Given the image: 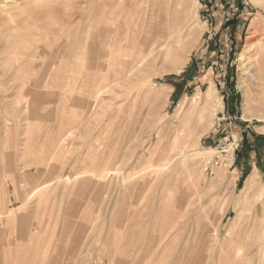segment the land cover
Returning a JSON list of instances; mask_svg holds the SVG:
<instances>
[{"label": "rangeland", "instance_id": "rangeland-1", "mask_svg": "<svg viewBox=\"0 0 264 264\" xmlns=\"http://www.w3.org/2000/svg\"><path fill=\"white\" fill-rule=\"evenodd\" d=\"M174 1L19 0L32 11L16 20L0 11L1 38L28 33L40 18L42 43L54 44L55 36L44 34L60 29L61 20L51 21L62 14L69 23L56 36L60 43L109 28V44L121 54L122 20L131 10L153 18L181 10L177 19L193 22L189 59L179 71L171 70L177 59L159 60L122 82V55L113 53L107 70L93 73L103 90L41 87L39 96L0 76V264H251L264 242V0ZM247 93L256 99L251 119L243 117ZM211 96L205 107L213 126L198 139L187 121ZM79 98L87 103L78 105ZM57 128L70 136L56 142ZM82 236L78 254L73 246Z\"/></svg>", "mask_w": 264, "mask_h": 264}, {"label": "bare ground", "instance_id": "bare-ground-1", "mask_svg": "<svg viewBox=\"0 0 264 264\" xmlns=\"http://www.w3.org/2000/svg\"><path fill=\"white\" fill-rule=\"evenodd\" d=\"M18 1L19 0H14V1L13 0H2V1H0V11L1 12H7L9 14L7 16V18H10L11 20H16L19 17H23V16L28 15L32 10L30 11V8L28 6H25L22 3L23 1L22 2H18ZM175 1L173 3H175ZM34 3L35 2H33V4ZM178 3H180V2H178ZM31 8H33V7H31ZM184 8H186V6ZM180 11L179 10L176 11L175 9L172 10L170 8H166L164 11H162V13H163L162 16H161L162 13H160V16L159 17L153 18V17H149L145 13L141 15V13H142V10L141 9L131 10L130 11L131 12V15L129 17H125L122 20V54H121V52H119V50L117 48H115V46H113V45L111 46L109 44L110 43V37H109V35L112 33L111 32V29H109V28L98 29V31H95V32H92L90 29H87V30H85V32L78 33L76 36H74L73 37V40L71 42H68L67 43V40H61V43H60L59 39H61V37H56V36H59L61 34V30H64L63 27H65V26H63V25L69 23V20H67V18H65L62 14L61 15L58 14L57 16L55 15L56 16V19L51 21L53 24H56L58 20H61V22L63 23V25L61 27L59 26L60 29L54 28V27H51L50 26V28L47 29L48 30L47 33L44 34V36H48L49 34L54 35L55 36L54 37L55 43L54 44H51V45L48 44V43L44 44V42L42 43V41H43V34L41 32H38L40 30L39 27H44V24H43L44 21H42V19L39 18L36 21V23H37L36 26H38V27H36V26L33 27L31 29V31H29L28 33H26L24 35L18 36V37L14 38V39H12L13 36H12V38H10V37L7 38L5 36L6 39L0 37L1 38V40H0V76H6V78L9 79V81H7V82H6V80H4L3 84L5 82L6 83H10V84H7V85H10V86H13V87H17V86L19 87V85H21V87L23 89L24 88L27 89L28 92L35 90L36 91V96H37V94L39 96V92H38L39 89L38 88H41V87H51V88H54V89H55V87H57V88H66V89L68 88L69 90H72V91H75V90H77L78 92L81 91V93H79V94H82V92L85 89H88V90H90V92L96 93V92H99V91L103 90L104 88H106L107 85L106 84H102V85H99L97 88H95L94 87L95 86V83H94L95 81H92V80H94V79H92L93 76H94L93 73H95L94 71H98L99 72V71L107 70L106 67H108L107 65L111 62V58L112 57L110 58V56H112L113 53L116 54V55H118V56H121L122 55L121 56L122 57V78H121L122 79V82H124L125 79L131 78V77L132 78H137L138 76H140L142 74V72H143L144 69H147L148 67H150V65L152 66L153 64H155L159 60H162L163 61V60H168L170 58L171 59L172 58L177 59V61H178L177 67H175V68H173L171 70H177V71H179V70H181L183 68V66H185V64L187 63V61L189 59V52H190V48H191V46H190V44H191L190 43V40H191V35L193 34V22L192 21L190 22V19H188L187 16L186 17H187L188 21H186V22L182 21L183 19L182 20H178L177 19V17L180 14ZM1 12H0V16L2 14ZM3 15H5V14H3ZM193 15H194V13H193ZM139 17H141V18H139ZM10 19L6 20V18H5V20L7 21V23H10L11 22V21L9 22ZM140 19H142V22L140 21ZM0 20H1V17H0ZM174 20H175V22H174ZM3 21H4V18H3ZM133 21H136V23H132ZM16 22H19V21H16ZM4 23H5V21H4ZM172 24H176V26H175L176 28H171V25ZM5 30H7V29H5ZM6 33H7V31H6ZM8 33H10V32H8ZM11 34H12V32L10 33V35ZM48 38L49 37H47L46 39H48ZM67 46L68 47L71 46V48L73 47V49L71 51L70 50H67L66 49ZM46 53L49 54V58L44 62L42 60V57L44 58V54H46ZM247 58L248 57H246V59ZM73 59L78 63V68L77 69H72V67H68L69 63ZM109 59H110V62H109ZM117 59H114V61L117 60ZM112 60H113V58H112ZM117 61H119V60H117ZM120 62H121V60H120ZM242 63H243V59H242ZM257 65L258 64H256V66ZM116 67H115V70L117 69ZM34 70H36V73H34ZM119 71H120V69H119ZM67 72H68V74H67ZM112 72H115L116 73L117 71L112 70ZM32 73H34V76L32 75ZM66 75H68V76H66ZM74 75H76L77 78L72 79ZM47 76H48V79H46ZM52 77H55L57 80H60V81H56L55 83L50 84V80L49 79H52ZM67 77H68V80L66 82L65 80H66ZM107 77H106V80H107ZM106 80L104 79V82ZM46 81H47V83H46ZM87 82H89L90 84L89 83L87 84ZM106 83H108V82H106ZM126 83H128V82H126ZM260 83L262 85L263 82H260ZM48 84H50V85H48ZM263 85H264V83H263ZM13 87H12V89H13ZM84 87H86V88H84ZM93 87L95 88L94 90H93ZM241 87H242V84H241ZM42 90H43V88H42ZM22 92H24V91H22ZM250 94L249 93L245 94L244 101H243V117L249 118V119L252 118V112H253V109L255 108V105H256V99H254L253 97H251L252 95H250ZM147 96H149V94H147ZM20 99H21V97H20ZM79 99L81 101H78ZM79 99L77 100L78 105H79V103L81 104L82 101L85 104L87 103V100L85 98H79ZM211 99H213L212 96L211 97H208L204 101V104L205 105H203L198 110V113L194 117V119H192V120L189 119L187 121V123L190 124V128L188 127L189 128V131L192 133V135H194V137H196L198 139H200L207 132H209L210 129L212 128V126H213L212 115H210V113L212 114V111L210 112L209 108L208 107H205V106H208V104H209V102H210ZM45 101H48V100H45ZM17 102H19V101H17ZM22 103H23V101H22ZM45 103H47V102H45ZM7 104H10V103H7ZM80 106H83V105H80ZM89 108L92 109L91 103H90ZM64 113H65V110H64ZM63 114H62V116H63ZM189 115H190V108H188V106H186L184 108V114L182 116V119L185 120ZM258 118H259V120L264 121V116H258ZM62 119H64V118H62ZM66 119H68L67 116H66ZM67 122L68 121L66 120V124H68ZM66 124L64 123L62 125H65L66 126ZM60 126L58 128H60ZM31 127H32V125H31ZM58 128H57V131H59ZM32 129H30V130H32ZM34 129H36V128L34 127ZM67 132L64 133V134H62V132H61L62 136L60 134V131L57 132L58 133L57 135L58 136L60 135L61 138L60 139L58 138L55 141L56 142L57 141L58 142L64 141V138H66L67 135L71 134V130L70 131H67ZM183 133H184V131H183ZM24 134H26V133H24ZM39 135H38V138H40ZM27 137H29V136H27ZM27 139H29V138H27ZM35 140L37 141L38 139H35ZM35 140H34V143L36 142ZM27 141L29 143L30 140H27ZM31 144H30V146H31ZM35 144H37V142ZM59 147H60V143H59ZM3 149H5V148H3ZM54 149L56 150V146H55ZM48 151H50V150L48 149ZM54 153L55 152H53V154ZM50 155H51V152H50ZM48 156L49 155H47L46 158H48ZM28 158H29V156H28ZM49 158H48V160H49ZM28 162H29V160H28ZM30 164H32V163H30ZM167 164H169V163H167ZM7 168H6V170H7ZM38 168H41V167L38 166ZM40 171H41V169H40ZM112 172H114V171H112ZM155 172H157V171H155ZM156 177H158V176H156ZM137 180H139V179L137 178ZM33 181H34V179H33ZM62 182H65V181H62ZM41 183H44V182H41ZM89 184H90V182H89ZM47 185H42V186H47ZM252 185H253V182L252 181H249L248 186L252 187ZM21 194L22 193H20V195ZM25 199H27V198H25ZM68 203H70V202H68ZM17 207H19V206H17ZM23 209H25V208H23ZM16 211H18V209H16ZM66 212H68V211H66ZM69 214H68V216H69ZM1 215L2 214L0 213V216ZM3 215H2V217H3ZM70 216H71V214H70ZM19 217H21V216H19ZM65 217H67V215ZM5 218H6V216H5ZM8 218H10V217H8ZM11 218H13V217H11ZM12 222L14 223L13 220H12ZM255 226H256V224H255ZM76 230H77V227H76ZM78 230H80V229H78ZM14 231H15V229H14ZM76 233H78V232H75V235H76ZM243 233H245V232H243ZM243 233H241V234H243ZM243 236H244V234H243ZM1 237H0V241H1ZM82 239H83V236L80 237V239H78V241L76 243L74 241L75 244L73 246V252H76L78 254L80 253L81 250L78 251V246L82 242ZM241 239H243V238H241ZM4 241H6V240H4ZM236 241H237V239H236ZM1 243H3V242H1ZM6 244H8V243H6ZM71 245H72V243H71ZM252 245H254V244H252ZM60 247H61V245H60ZM84 250H86V249H84ZM255 250L256 251H253V252L250 251L253 254H250V259H248V258H246V259L250 260L251 261V264H264V242H261V243L257 244ZM244 257H242V258H244ZM244 262H246V261H244ZM128 263L129 262H128L127 258L126 259L116 260V264H128ZM249 263L250 262L248 261V263H245V264H249Z\"/></svg>", "mask_w": 264, "mask_h": 264}, {"label": "trees", "instance_id": "trees-1", "mask_svg": "<svg viewBox=\"0 0 264 264\" xmlns=\"http://www.w3.org/2000/svg\"><path fill=\"white\" fill-rule=\"evenodd\" d=\"M187 72H189V69L187 70ZM185 76V75H184ZM183 76V77H184ZM194 76V75H193ZM184 79V78H183ZM189 80H190V78H188ZM187 82H188V80H183V83L181 84L182 85V87H185V85L187 84ZM178 89H179V84H177L176 85V89H175V91H174V95L178 92ZM176 99V98H175Z\"/></svg>", "mask_w": 264, "mask_h": 264}, {"label": "built area", "instance_id": "built-area-1", "mask_svg": "<svg viewBox=\"0 0 264 264\" xmlns=\"http://www.w3.org/2000/svg\"><path fill=\"white\" fill-rule=\"evenodd\" d=\"M209 166H207L206 168H208Z\"/></svg>", "mask_w": 264, "mask_h": 264}]
</instances>
